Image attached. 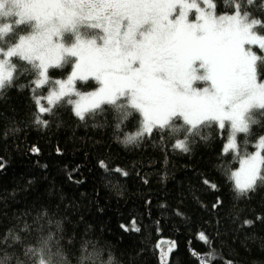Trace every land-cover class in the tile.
<instances>
[{
  "label": "snow or ice",
  "instance_id": "6c2138e0",
  "mask_svg": "<svg viewBox=\"0 0 264 264\" xmlns=\"http://www.w3.org/2000/svg\"><path fill=\"white\" fill-rule=\"evenodd\" d=\"M253 3L223 0L218 14L217 0H0V93L24 77L27 83L17 87L29 89L32 123L41 128L48 127L61 100L60 108L71 105L80 121L110 113L117 132L133 120L135 131L117 137L125 145L156 130L161 140L173 141L174 149L188 152L190 141H207L206 129L223 130L227 122L222 155L231 151L239 169L221 168L237 197L250 199L247 194L264 189V137L255 151H247L250 126L258 123L254 110H264V18L253 15ZM257 7L264 13V0ZM49 69L61 70L62 78L50 77ZM78 81H91L89 90L78 89ZM239 133L245 134L241 144ZM100 165L107 170L104 161ZM61 228V221L45 211L20 229L36 233L33 243L22 244L9 229L0 237V264H68L57 237ZM133 230L140 231L134 221ZM198 240L209 251L190 254L198 264H212L210 241L203 232ZM16 245L19 254L9 251ZM174 248V242L161 247L162 264ZM76 264L105 261L85 240Z\"/></svg>",
  "mask_w": 264,
  "mask_h": 264
},
{
  "label": "trees",
  "instance_id": "16d2710c",
  "mask_svg": "<svg viewBox=\"0 0 264 264\" xmlns=\"http://www.w3.org/2000/svg\"><path fill=\"white\" fill-rule=\"evenodd\" d=\"M258 4L254 0L250 10L264 18ZM222 8L223 0H217L218 14ZM254 51L261 54L257 47ZM53 75L62 78L61 70L50 69ZM23 83L24 77L14 79V86L0 93V237L11 229L22 244L33 243L36 233L20 229L46 211L53 221H61L57 237L68 264H76L85 240L102 251L105 264L109 255L111 264H162L158 254L165 239L175 244L167 264H198L190 252L209 251L198 240L200 232L215 250L212 264H264V189L247 194L250 199L238 198L233 191L234 182L221 168L239 167L232 152L222 155L228 124L219 131L216 125L206 129L208 140L190 141L188 152L174 149L173 141L161 140L156 130L125 145L117 137L135 131L133 120L117 132L110 113L80 121L71 105L60 108L64 100L53 109L56 115L47 128L36 126L29 89L17 87ZM91 83L78 81L77 86L89 90ZM260 111L254 110L258 123L247 134L249 153L264 137ZM244 136H237L238 144ZM117 168L127 175L113 171ZM245 220L253 223L244 225ZM133 221L139 232L133 230ZM20 247L9 251L19 254Z\"/></svg>",
  "mask_w": 264,
  "mask_h": 264
},
{
  "label": "rangeland",
  "instance_id": "374dc122",
  "mask_svg": "<svg viewBox=\"0 0 264 264\" xmlns=\"http://www.w3.org/2000/svg\"><path fill=\"white\" fill-rule=\"evenodd\" d=\"M189 18L191 19V14H190V16H189ZM256 46H253V51H254V48H255ZM50 70V69H49ZM76 87L78 88V86H77V84H76ZM79 89V88H78ZM74 99H75V97H73ZM42 103H45L46 104V101H42ZM225 124H228L227 122L225 123ZM240 134V133H239ZM239 134H237V136L239 135ZM238 143V142H237ZM256 149H254V151H255ZM229 152H231V151H229ZM239 169V167L237 168V170ZM169 244H171L170 243V241H168V240H162L161 241V245H160V248L161 247H167Z\"/></svg>",
  "mask_w": 264,
  "mask_h": 264
}]
</instances>
